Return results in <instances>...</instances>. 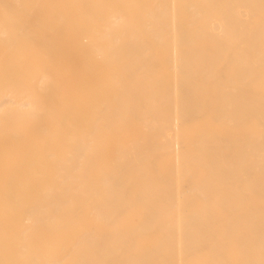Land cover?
Instances as JSON below:
<instances>
[{
	"label": "bare ground",
	"instance_id": "bare-ground-1",
	"mask_svg": "<svg viewBox=\"0 0 264 264\" xmlns=\"http://www.w3.org/2000/svg\"><path fill=\"white\" fill-rule=\"evenodd\" d=\"M0 6V264H264V0Z\"/></svg>",
	"mask_w": 264,
	"mask_h": 264
},
{
	"label": "rangeland",
	"instance_id": "rangeland-1",
	"mask_svg": "<svg viewBox=\"0 0 264 264\" xmlns=\"http://www.w3.org/2000/svg\"><path fill=\"white\" fill-rule=\"evenodd\" d=\"M4 9H5V6H0V14H1V15H4V13L8 11V10L6 11L7 7H6L5 11H4ZM10 9H11V8H10ZM15 11H16V10H15ZM1 12H2V13H1ZM3 12H4V13H3ZM12 12H14V11H12ZM14 14H15V13H14ZM1 15H0V16H1ZM11 15H12V13H11ZM11 15H10V16H11ZM16 15H17V14L12 15L11 17L13 18V17H15ZM4 16H7V18H8V15H4ZM1 18L3 19V18H6V17H2V16H1ZM2 19H1V20H2ZM1 20H0V26H3V27H1V28H2V29L7 28V31H9V27L11 26V23L7 24L8 21L6 20V21H5V22H7L6 24L9 25L8 27H6L5 22L2 23ZM2 29H1V30H2ZM23 46H24V47H23L21 50H22V53H24V55L22 56V57L24 58V57L27 55V50H29V49H31V48H27V47L25 48V46H26V42H23ZM0 47H1V46H0ZM6 49H8V47H6V46H2V47L0 48L1 51H5ZM25 52H26V53H25ZM1 55H2V54H1ZM1 55H0V56H1ZM4 59L6 60V53H5V54L3 53V55L1 56V62H0V64H4V63H3V62L5 61Z\"/></svg>",
	"mask_w": 264,
	"mask_h": 264
}]
</instances>
